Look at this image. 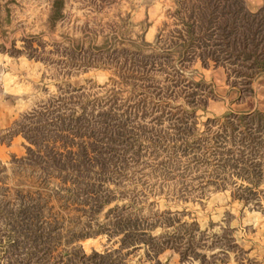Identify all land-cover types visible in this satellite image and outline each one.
I'll return each instance as SVG.
<instances>
[{
    "label": "rangeland",
    "instance_id": "obj_1",
    "mask_svg": "<svg viewBox=\"0 0 264 264\" xmlns=\"http://www.w3.org/2000/svg\"><path fill=\"white\" fill-rule=\"evenodd\" d=\"M242 2L253 12L262 8L248 19L253 29L264 30V1L255 9ZM195 5L200 2L62 0L60 15L53 19L52 0H0V60L10 73L5 81L0 78L8 120L0 129V205L15 204V190L45 195L68 186L55 178L43 183L27 153V148L36 152L44 146L66 149L62 139L53 138L55 127L67 123L61 117L114 107L116 118L127 117L121 121L133 127L132 139L117 146L125 154L108 165L123 166L122 174L101 185L111 196L108 204L90 216L77 200L46 203L43 220L51 215L58 223V251L74 245L84 252L115 248L116 237L107 239L106 233L65 241L70 231L97 229L107 208L116 204L147 224L158 222L149 234L167 242L157 253L146 244L122 249V264H264V157L260 175L252 173L243 154L246 128L236 117L264 100V71L259 81L245 85L247 78L240 74L248 71L241 57H232L235 63L227 68L160 58L155 60L162 71L146 72L143 81L126 73L134 50L145 60L172 52L170 42L176 31L183 34L181 20ZM245 19L244 11L237 15V30L227 40L241 38ZM211 32L197 30L200 42ZM216 38L211 35L208 43H219ZM232 45L211 48L227 49L219 52L224 58L227 52L235 54ZM197 81L196 95L188 97L187 82ZM246 122L249 129L257 128ZM62 135L70 138L66 131ZM252 185L257 187L248 189ZM4 222L0 218V264L9 255Z\"/></svg>",
    "mask_w": 264,
    "mask_h": 264
},
{
    "label": "trees",
    "instance_id": "obj_2",
    "mask_svg": "<svg viewBox=\"0 0 264 264\" xmlns=\"http://www.w3.org/2000/svg\"><path fill=\"white\" fill-rule=\"evenodd\" d=\"M197 1L200 2V5L193 6L184 17L185 20H181V25L184 27L183 34L176 31V40L170 42L174 50L165 56L162 54L149 55L147 57L149 60H145L146 56L141 55L139 49L132 51L130 54L135 58L130 59L128 64L130 66L129 71L126 72L128 78L143 81L146 72L162 71L160 66L162 64L156 62L160 58H170L169 60H176L180 64L198 60L203 66L212 65L213 67L227 68L228 64L235 63L231 62L232 57L234 59L241 57L244 58L241 61L244 63L243 67L248 71L247 74L246 72L240 74L247 78L245 85L264 71V30L253 29V21L248 19V16L253 17L259 14L262 8L253 12L243 6L242 0ZM61 6L62 0H52L50 18L55 19L60 15ZM243 11L246 16L245 31L241 33V38L234 37L232 41L227 40L237 30L236 18ZM228 16L233 17L231 21ZM241 19L243 20L242 15ZM199 29L212 31L210 35H207L208 38L204 40L205 42H200L203 39L197 36ZM216 31H221L222 34H216ZM211 35L219 36L214 39L219 43H208ZM155 39L157 42L160 41L159 34ZM230 44H233L235 54L227 52L224 58H221L219 52H226L227 49L215 50L211 48L222 45L229 47ZM199 48L204 49L199 50L200 52L195 51ZM200 86L201 83L198 81L187 82L190 92H187L186 95L188 97L195 96L196 90L193 89ZM113 108L97 110L95 113L92 112V109L87 110L86 108V111L78 116L70 114V117H61L66 119L67 123L60 125L59 129L55 127L58 133L53 138L56 140L58 137L63 140L62 146L64 149L66 148L64 151H56L53 146L49 148L44 146L42 150L38 148L36 152L27 148V153L33 157L36 162L35 166L40 170L38 176L43 177V183L48 178H55L59 179L62 185L68 183V186L56 187L45 195L37 190L32 193L28 190H15V204L8 205L10 203L4 202L0 205V218L5 221L8 232L5 251L9 255L5 264H122V249L146 244L148 248H154L157 253L166 247L167 242L164 244L159 242V235L151 236L149 234V231L154 229L158 222L147 224L146 218L131 216L130 212L124 211L123 207L116 204L107 208L104 215L105 220L97 224L99 228L97 227L94 231H70L65 241L68 245L90 235L106 233L107 239L116 237V240L113 241L118 243L115 248L107 247L101 251L84 252L80 246L74 245L69 249L58 251L56 244L60 237L59 230H57L58 223L53 218H49L51 217L49 214L48 219L43 220L46 203L52 199L55 201L63 199L66 202L77 200L82 207L87 206V209L82 211L91 214L90 216L95 215L109 203L111 196L107 194L108 191L101 188V185L106 182L114 183V180L122 174L119 169L124 170L123 166L113 165L110 169L108 165L117 158V155L125 154L124 150L123 153H119L117 146L132 139L131 130L133 129L123 123L127 122V117L121 119L123 122L116 118ZM229 116L232 114L229 113L223 118ZM236 117L243 119L246 128L243 130V154L249 157V169L251 168L252 173L260 175V158L264 157V111H244L237 114ZM247 120L253 121L257 128L249 129ZM64 131L70 135V138L59 136V133ZM31 143L33 144V142ZM253 158L257 160L253 161ZM92 174L95 175V178L90 177ZM254 187L257 186L252 185L248 189L251 190Z\"/></svg>",
    "mask_w": 264,
    "mask_h": 264
},
{
    "label": "crops",
    "instance_id": "obj_3",
    "mask_svg": "<svg viewBox=\"0 0 264 264\" xmlns=\"http://www.w3.org/2000/svg\"><path fill=\"white\" fill-rule=\"evenodd\" d=\"M264 0H247V3L249 4V6L251 8H258L261 3L263 2ZM261 73H259L258 75H256L254 78L256 81H259V77ZM10 76V73L6 71V63L1 59L0 60V78L5 81L7 79V77ZM263 78H261L262 80ZM10 79L8 78V81ZM254 79L251 80V82L253 81ZM250 82V83H251ZM7 87H9V84H7L6 82V85H5V82H4V93L7 92ZM256 101V100H255ZM258 105H262V107H260L258 109ZM6 106H7V100H3L0 98V129H4L6 128V126L8 125V120H7V112H6ZM254 110H263L264 111V100H257L254 104V106H252L248 111H254Z\"/></svg>",
    "mask_w": 264,
    "mask_h": 264
}]
</instances>
